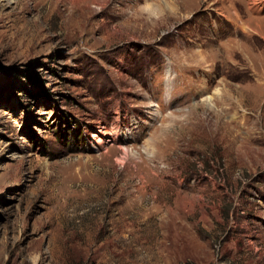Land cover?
<instances>
[{"label":"rangeland","instance_id":"obj_1","mask_svg":"<svg viewBox=\"0 0 264 264\" xmlns=\"http://www.w3.org/2000/svg\"><path fill=\"white\" fill-rule=\"evenodd\" d=\"M176 1L0 0V264H264V5Z\"/></svg>","mask_w":264,"mask_h":264},{"label":"bare ground","instance_id":"obj_2","mask_svg":"<svg viewBox=\"0 0 264 264\" xmlns=\"http://www.w3.org/2000/svg\"><path fill=\"white\" fill-rule=\"evenodd\" d=\"M173 1L174 2H172V4H174V3L176 4L177 3L176 0H173ZM249 1L251 2V9L253 11H257V12L261 11V9H262V7L264 5V0H260V1H257V0H249ZM158 7H159V10H161L160 9V6H158ZM168 8H169V10L172 9L171 7H168ZM92 136H93L95 142L98 144V146H101L104 142L108 141V139L111 137V134L108 131V129H106L104 127L102 128L100 126V128H98V129L95 130V132L92 134Z\"/></svg>","mask_w":264,"mask_h":264}]
</instances>
